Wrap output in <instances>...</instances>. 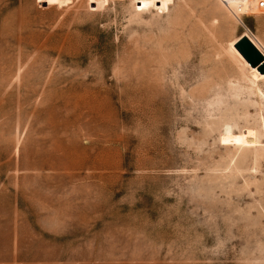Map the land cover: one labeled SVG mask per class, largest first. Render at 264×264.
<instances>
[{
	"label": "rangeland",
	"instance_id": "obj_1",
	"mask_svg": "<svg viewBox=\"0 0 264 264\" xmlns=\"http://www.w3.org/2000/svg\"><path fill=\"white\" fill-rule=\"evenodd\" d=\"M69 1L0 0V264H264L243 16ZM227 129L256 147L224 146Z\"/></svg>",
	"mask_w": 264,
	"mask_h": 264
},
{
	"label": "bare ground",
	"instance_id": "obj_2",
	"mask_svg": "<svg viewBox=\"0 0 264 264\" xmlns=\"http://www.w3.org/2000/svg\"><path fill=\"white\" fill-rule=\"evenodd\" d=\"M142 9H148L153 0H136ZM228 9L235 12L236 16L251 15L256 13L258 9L259 0H222ZM264 1V0H263ZM62 4L69 3V0H60ZM258 71V70H257ZM262 75V74H261ZM264 75V74H263ZM221 143L224 146L236 149H246L249 147H256L258 143V136L256 132L246 130L244 132L235 133L232 129H227L221 135Z\"/></svg>",
	"mask_w": 264,
	"mask_h": 264
},
{
	"label": "crops",
	"instance_id": "obj_3",
	"mask_svg": "<svg viewBox=\"0 0 264 264\" xmlns=\"http://www.w3.org/2000/svg\"><path fill=\"white\" fill-rule=\"evenodd\" d=\"M240 34L236 39H240L242 36L246 35L254 44L255 42L261 46L264 52V45L262 46L259 39L264 40V14H251L240 18ZM255 45V44H254Z\"/></svg>",
	"mask_w": 264,
	"mask_h": 264
},
{
	"label": "water",
	"instance_id": "obj_4",
	"mask_svg": "<svg viewBox=\"0 0 264 264\" xmlns=\"http://www.w3.org/2000/svg\"><path fill=\"white\" fill-rule=\"evenodd\" d=\"M234 47L251 68H256L260 74H264V54L246 35L242 36Z\"/></svg>",
	"mask_w": 264,
	"mask_h": 264
},
{
	"label": "built area",
	"instance_id": "obj_5",
	"mask_svg": "<svg viewBox=\"0 0 264 264\" xmlns=\"http://www.w3.org/2000/svg\"><path fill=\"white\" fill-rule=\"evenodd\" d=\"M258 9H259L261 14H264V1L263 0L258 1ZM244 16H246V15H244Z\"/></svg>",
	"mask_w": 264,
	"mask_h": 264
}]
</instances>
